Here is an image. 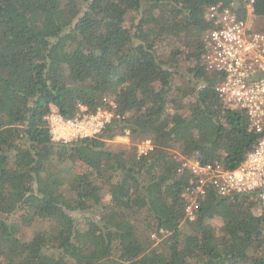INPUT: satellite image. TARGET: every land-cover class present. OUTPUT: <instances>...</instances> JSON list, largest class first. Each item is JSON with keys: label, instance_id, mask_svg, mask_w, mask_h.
<instances>
[{"label": "trees", "instance_id": "16d2710c", "mask_svg": "<svg viewBox=\"0 0 264 264\" xmlns=\"http://www.w3.org/2000/svg\"><path fill=\"white\" fill-rule=\"evenodd\" d=\"M252 1L249 21L264 17ZM248 3L0 0V264H264L254 196L209 192L185 219L189 176L178 172L193 159L235 169L257 142L202 61L208 8L244 19ZM108 101L119 118L98 136L50 140L52 109L71 119ZM125 131L128 148L112 142ZM145 139L153 149L138 157Z\"/></svg>", "mask_w": 264, "mask_h": 264}, {"label": "built area", "instance_id": "2783aa9c", "mask_svg": "<svg viewBox=\"0 0 264 264\" xmlns=\"http://www.w3.org/2000/svg\"><path fill=\"white\" fill-rule=\"evenodd\" d=\"M253 1L246 6V17L220 6H210L205 19L212 29L203 37L202 61L207 74H217L221 81L215 92L229 110L244 113L249 130L257 142L242 163L227 170L220 163L201 164L197 159L185 160L178 172L188 173L189 183L184 191V218L192 220L200 202L212 192L218 198L253 195L257 202L255 215H264V29L250 24ZM94 113L78 106V114L71 119L52 109L45 117L50 140L68 144L95 138L106 125L119 116L114 114L115 104ZM129 132L118 136V142L128 144ZM153 149L151 140L136 145L137 156H145Z\"/></svg>", "mask_w": 264, "mask_h": 264}, {"label": "rangeland", "instance_id": "374dc122", "mask_svg": "<svg viewBox=\"0 0 264 264\" xmlns=\"http://www.w3.org/2000/svg\"><path fill=\"white\" fill-rule=\"evenodd\" d=\"M250 24H252L255 29H264V17L256 18L254 20H250ZM179 64L180 65L178 67V70L180 69V71H181V70H184L187 66H189L190 63L185 61L184 57H181V59H179ZM180 83L183 84V80H181L179 78H177V79L175 78L174 84L178 85ZM112 142H114L115 144H118L120 147H123V148H128L133 144V142L130 138L128 140V144L124 143V142H118V140L116 138H114V140ZM141 142H137V143H135V145L140 144ZM84 215L89 216V214H87V213ZM74 216L77 218H80L82 215L75 214ZM220 226H221V223L219 220H209V221L205 222V227L213 233H217ZM28 231L29 230H27V229L24 230V232H28ZM164 236H166L165 233L162 234L161 236H158L156 234H152L150 236V240L152 242V248L153 249L158 250V246H159L161 240L164 238Z\"/></svg>", "mask_w": 264, "mask_h": 264}]
</instances>
